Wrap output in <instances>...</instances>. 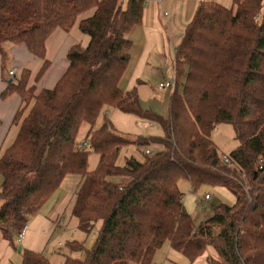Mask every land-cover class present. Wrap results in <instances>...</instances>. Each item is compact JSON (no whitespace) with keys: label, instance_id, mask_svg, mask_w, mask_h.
<instances>
[{"label":"trees","instance_id":"obj_1","mask_svg":"<svg viewBox=\"0 0 264 264\" xmlns=\"http://www.w3.org/2000/svg\"><path fill=\"white\" fill-rule=\"evenodd\" d=\"M146 0H0L2 69L12 58L6 45H25L49 66L45 42L57 28L79 23L90 37L67 53L68 69L54 88L28 87L30 71L8 80L3 97L19 94L23 107L13 125L17 133L0 155V230L15 244L12 226L35 215L67 175L82 179L72 207L78 228L89 234L102 221L92 250L79 241L63 264H154L165 244L193 263L209 246L221 264H264V0H233V7L202 1L176 48V85L168 116L141 106L135 90L120 80L129 64L128 34L141 24ZM27 72V75L25 73ZM113 107L157 123L162 137L130 139L105 122ZM234 125L237 147L225 162L212 139L216 126ZM84 124L86 146L78 148ZM2 121L0 120V127ZM145 148L119 164L127 147ZM155 146L154 149L150 147ZM146 150L152 152L146 153ZM99 156L89 170V156ZM193 189L224 188L235 201L217 207L210 224L197 228L181 202L179 184ZM18 249V246H15ZM22 264H52L44 253L22 249ZM219 263V264H220Z\"/></svg>","mask_w":264,"mask_h":264},{"label":"crops","instance_id":"obj_2","mask_svg":"<svg viewBox=\"0 0 264 264\" xmlns=\"http://www.w3.org/2000/svg\"><path fill=\"white\" fill-rule=\"evenodd\" d=\"M202 1L212 0H146L141 24L134 26L128 34V38L132 42V48L130 49L129 64L120 80L122 91L128 93L135 90L144 109L165 116L164 114L170 106L173 91H168L164 95L160 92L158 86L166 77L176 75V48L181 43L187 26ZM123 3L125 6L127 0H123ZM93 13L94 9L81 13L70 30L57 28L48 37L45 46L49 66L45 74L38 80L37 76L40 74L44 60L34 56L25 45L7 44L8 54L12 58L5 72L2 69V56L0 55V120L2 121L0 127V155L16 136L17 127L13 125V119L23 107L22 99L16 92L8 97L2 96L8 86V80L19 79L22 71L28 69L30 71L28 87L34 86L36 93L42 89L54 88L68 69L67 53L70 48L75 43H80L83 47L88 46L90 37L80 30L79 23L82 19L92 16ZM12 69H16L17 72L13 78L9 75V71ZM97 120L96 128H100L107 121L113 125L118 134L127 136L130 139L162 137L164 134L163 129L157 123L113 107L103 108ZM89 130L90 126L87 125L84 132L86 135L82 142L86 140ZM82 142L79 141V143ZM154 147L150 148L154 149ZM139 150L144 151L145 148L127 147L126 158L134 155L140 160L142 154ZM81 180L79 175H67L57 191L52 194L39 212L29 218L27 216L26 219H19L15 222L12 226L14 245H10L3 238L0 230V248L2 250L0 251V264H7L14 252L22 254L19 248L21 250L26 248L39 253H47L46 249L53 235L64 224L66 205L75 195ZM189 187L190 194L184 197L182 193L181 202L186 210L192 214L193 191L195 189L191 187V184ZM216 190L222 193L227 192L224 188H216ZM203 200L206 202L205 196ZM210 200H213L211 195ZM26 222L28 228L25 237L19 240L17 232ZM15 246H19L18 249H15ZM169 250L180 257H185L171 247ZM208 256L214 259L220 258L215 248L209 246L199 259L193 263L189 262L190 264H202L203 261L207 262ZM185 258L188 259V257Z\"/></svg>","mask_w":264,"mask_h":264},{"label":"rangeland","instance_id":"obj_3","mask_svg":"<svg viewBox=\"0 0 264 264\" xmlns=\"http://www.w3.org/2000/svg\"><path fill=\"white\" fill-rule=\"evenodd\" d=\"M218 3L223 4L227 7H233V0H214ZM6 50L8 48L6 45ZM27 75V72L25 73ZM169 109V108H168ZM168 109L166 110L165 116H168ZM88 124H84L80 130L79 141H83L85 138V130ZM89 126V125H88ZM234 125L229 123L219 124L212 133V139L215 141L216 145L219 148L220 156H227L231 151H233L237 145L238 141L235 139ZM132 147V146H130ZM138 148V147H137ZM131 149V148H130ZM127 151L124 149L119 157V164L124 165L126 161ZM99 156L92 153L89 156V170H95L98 165ZM2 175L0 174V186L2 184ZM180 191L183 193L184 197L187 194H190V183L186 180L180 181ZM209 193L212 196L213 200L204 202L205 194ZM75 195L66 205V214L63 220V225L56 230L55 235H53L52 240L49 242L45 256L49 259L52 264H63L64 256L67 254L72 257L82 258L86 257V254L83 252H72L67 247L68 242L79 241L82 242L86 250L90 251L94 248L96 241L98 240L100 230L102 228V221H99L97 225L93 228L91 233L84 234L78 228V220L72 216V207L74 204ZM202 200V201H200ZM234 197L230 192H221L217 191L214 188L203 186L200 190L193 191V202H192V215L195 220V225L197 228L210 224L214 221L217 213L216 209L221 204L231 207L234 203ZM194 212V213H193ZM17 222V221H16ZM19 247V246H18ZM169 244H165L161 247L154 259V264H190L189 260L185 257H180L178 254H175L169 250ZM0 251L1 248H0ZM207 259V262L203 261L202 264H219L223 259L217 258L214 259L210 256ZM7 264H22V254L17 252L13 253V256L10 258ZM221 264V263H220Z\"/></svg>","mask_w":264,"mask_h":264},{"label":"built area","instance_id":"obj_4","mask_svg":"<svg viewBox=\"0 0 264 264\" xmlns=\"http://www.w3.org/2000/svg\"><path fill=\"white\" fill-rule=\"evenodd\" d=\"M10 73H9V75H10V77L11 78H13L15 75H16V69H12V70H10L9 71ZM176 75L175 76H173V77H169V78H167L166 77V79H164L163 81H161L160 83H159V86H158V88H159V90H160V92H162L164 95L168 92V91H173L174 89H175V85H176ZM86 142H82V143H78V148H82V147H84V146H86ZM146 153L147 154H150V153H152V152H150L149 150L147 151L146 150ZM223 158V160L225 161V162H228L229 161V158H228V155L227 156H224V157H222ZM263 165H264V160L263 159H260L259 160V162H258V168L259 169H262L263 168ZM210 200V195L209 194H206L205 195V201L207 202V201H209ZM31 215H29L28 216V218L30 217ZM27 228H28V224H27V222L18 230V232H17V236H19L18 237V239L19 240H21L23 237H25V234H26V231H27Z\"/></svg>","mask_w":264,"mask_h":264},{"label":"water","instance_id":"obj_5","mask_svg":"<svg viewBox=\"0 0 264 264\" xmlns=\"http://www.w3.org/2000/svg\"><path fill=\"white\" fill-rule=\"evenodd\" d=\"M19 250L21 251V248H19Z\"/></svg>","mask_w":264,"mask_h":264}]
</instances>
